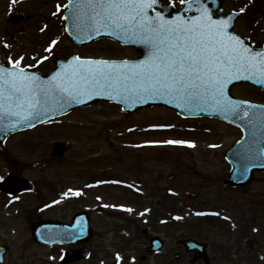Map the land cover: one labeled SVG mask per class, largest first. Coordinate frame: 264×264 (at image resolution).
<instances>
[{"label": "rangeland", "instance_id": "rangeland-1", "mask_svg": "<svg viewBox=\"0 0 264 264\" xmlns=\"http://www.w3.org/2000/svg\"><path fill=\"white\" fill-rule=\"evenodd\" d=\"M237 1L232 2L250 8V0ZM68 2L0 0L2 62L7 64L9 55L13 58L24 55L23 63L27 64L35 63L31 59L33 56L37 59L48 56L47 60L30 69L48 74L54 69V60H66L71 55L137 58L133 50L107 40L87 47L74 46L63 22L62 11ZM260 8L261 15L252 14L241 21L237 29L257 47L264 46V5ZM13 10L26 14V21L19 26H13L7 20ZM53 39L58 40V45L52 53L44 52ZM4 44L9 47L5 48ZM232 94L245 101L264 104V93L252 86H236ZM241 137L239 129L215 119L184 120L174 111L159 107L126 115L117 105L99 103L12 137L7 148L0 151V176L9 170L10 161L38 164L24 170L23 175L40 184L44 196L63 190L69 183H75L73 187H84L90 181L100 180L106 186L91 191L90 195L113 198L114 203H121L120 198L124 199L128 192L116 188V183L110 181L136 182L140 194L137 196V231L128 229L123 220H110L96 223L99 234L110 230L144 237L142 230L147 228L149 233L163 238L194 237L208 244L213 264H232L228 260L233 252H251L252 257L264 254V174L257 173L253 184L242 189H232L225 183L230 172L225 153ZM168 140L188 143L168 144ZM56 142L71 145L61 163L53 157ZM189 143L193 146L189 147ZM27 198L25 206L35 209L36 198ZM150 207L158 211L148 215ZM204 212L209 213L197 215ZM163 219L167 220V225H163ZM26 222V217L11 219L7 229L0 231H11L6 242L12 247V264H16L14 261L23 264L18 261L26 248L28 251L24 255L32 257V250L23 244L29 236ZM169 259L172 264H177L172 256Z\"/></svg>", "mask_w": 264, "mask_h": 264}, {"label": "snow or ice", "instance_id": "snow-or-ice-1", "mask_svg": "<svg viewBox=\"0 0 264 264\" xmlns=\"http://www.w3.org/2000/svg\"><path fill=\"white\" fill-rule=\"evenodd\" d=\"M180 4L187 12L197 5L198 15L180 14L168 19L159 0H76L75 3L69 0L64 7L72 6L74 22L86 14L100 27L136 37L133 42H140L148 49L147 58L136 63L126 60L117 63L73 56L60 71L43 80L30 69L48 56L39 59L33 56L35 63L27 64L23 63L24 55L17 58L9 55V66L0 64V117H16L21 124H31L33 118H41L42 114L63 111L66 104L81 103L85 97L104 93L109 97L115 93L128 100L169 97L168 102L215 104L239 116L243 109L239 102L225 96V85L232 79L249 78L241 74H255L257 70L264 78V51L254 52L245 46L229 31L226 20L213 19L208 14L202 0H180ZM174 6L170 0L169 7ZM76 27H80L79 23ZM99 30L92 26V31ZM57 45L58 40L53 39L44 52L52 53ZM166 143L188 142L168 140ZM72 192L70 188L64 195Z\"/></svg>", "mask_w": 264, "mask_h": 264}, {"label": "water", "instance_id": "water-1", "mask_svg": "<svg viewBox=\"0 0 264 264\" xmlns=\"http://www.w3.org/2000/svg\"><path fill=\"white\" fill-rule=\"evenodd\" d=\"M221 1L222 0H219V2ZM75 2L76 0L73 3ZM9 20L13 24H20L24 20V15L13 13L9 17ZM66 20L67 31L71 35L75 45L81 46L96 41L100 38H110L119 41L124 45L135 47L139 51L140 60H145V53H148V49L140 42H133L137 40L136 37L122 33L119 30L100 27L95 23V21L90 20L86 14H82V19L80 21L74 22L71 5H69V7L66 9ZM77 23L80 25L79 28L76 27ZM92 26L98 27L100 30L98 32L92 31ZM249 48L254 52H262L255 51L251 47ZM67 64L68 63H55V65L59 67L56 72L60 71L62 66ZM241 75L242 77L247 76L249 78L232 79L228 84L225 85L224 88L225 96H227L232 101L240 103V108L243 110L240 112L239 116L233 115L231 112L221 109L215 104L202 103L197 106L196 104H185L184 102L180 101L168 102L170 100L169 97H150L145 100H128L125 97L117 96L115 93H113L111 97H109L107 93H104L98 96L93 95L92 97H85L81 103L73 102L71 104H66L64 105L63 111L53 112L50 115L42 114L41 118H33L31 124H21L18 122L16 117H0V143L17 130L33 127L51 118L70 112L73 109L87 107L97 103L98 101L107 100L121 103L129 113L139 109H145L147 107L159 105L177 111L178 114L184 118L210 116L222 119L240 127L244 132V138L227 154V159L231 162L233 167V171L227 184L234 187L245 186L252 181L255 172H264V107H256L237 101L232 98L230 92L233 85L240 83H252L264 90V78L260 77L258 70L255 74L253 72H246L242 73ZM48 77H41V79L47 80ZM258 110L263 113L257 114ZM6 130L8 131L6 132ZM246 146H252L249 154L245 153L243 150ZM67 150V145H57L55 148V155H63ZM4 188L10 192H16L18 190L22 191L25 189V185L22 181H19L18 178L11 177L9 178V182L5 184ZM184 244L188 248V251L197 252L198 258L204 255V245L197 244L194 241H185Z\"/></svg>", "mask_w": 264, "mask_h": 264}, {"label": "flooded vegetation", "instance_id": "flooded-vegetation-1", "mask_svg": "<svg viewBox=\"0 0 264 264\" xmlns=\"http://www.w3.org/2000/svg\"><path fill=\"white\" fill-rule=\"evenodd\" d=\"M234 1V0H231ZM253 4L258 5L255 10H259L260 5L264 3L258 2V0H253ZM176 9L180 10L182 8L180 0L173 1ZM237 2H242L239 0ZM251 2L249 1V6ZM242 6H236V2H230L226 0L224 3V12L231 13L233 11H238ZM242 11H244L242 9ZM245 12V11H244ZM246 13V12H245ZM68 190L57 191L56 195L51 199V215L41 216L40 213H35L36 219L30 223L34 224L43 220L51 221L53 225L58 226L64 224V231H68V226L74 224L76 216L80 214H87L94 228L93 236L90 238L83 237L82 235H77L76 237H63L58 236L57 240H62V243H53L50 246H42L36 243L32 236L27 237V242L25 245L32 250V257L27 258L24 254L27 253L28 248L23 250V256L19 259V263L23 264H172L169 259L170 256L175 259L178 264H201V261H197L195 257L191 254L184 252L182 249L181 241L176 240L174 245L171 246L167 242L162 245V253L159 254H140L139 250H148L146 243H150L151 238H137L134 236H109L97 233L95 220L93 218V212L87 207V199L78 198L74 199L69 193L67 196L64 194ZM16 196L10 198L8 195L0 191V231L7 229L8 223L12 219H21L25 213H21L22 206L19 204ZM60 201V203H58ZM125 205L127 207H136L137 200L131 199L125 200ZM106 215L112 216L109 213ZM27 218V216H25ZM127 226L132 228L136 227L135 222L131 220H126ZM74 233V231H73ZM8 235V236H5ZM10 237V230L7 232H0V248H6L7 253L4 258L0 261V264H12L9 255L11 250L6 246V240ZM144 241V242H143ZM144 245V246H140ZM180 249L182 254L178 252L171 253V251ZM166 251V254L165 252ZM172 254V255H171ZM119 256V259H117ZM176 257L179 260H176ZM264 260V257L261 256ZM18 264L16 261H14ZM248 264H258L252 257L248 260ZM242 264V263H241Z\"/></svg>", "mask_w": 264, "mask_h": 264}]
</instances>
